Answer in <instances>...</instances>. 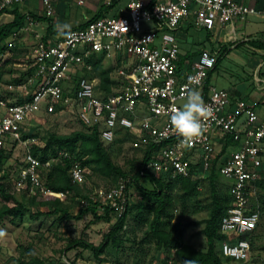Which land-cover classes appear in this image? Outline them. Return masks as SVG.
Wrapping results in <instances>:
<instances>
[{
  "label": "built area",
  "instance_id": "built-area-1",
  "mask_svg": "<svg viewBox=\"0 0 264 264\" xmlns=\"http://www.w3.org/2000/svg\"><path fill=\"white\" fill-rule=\"evenodd\" d=\"M24 1L0 0V13ZM74 1L85 5L91 0ZM41 2L45 16H52L51 1ZM103 5L110 7L111 0ZM248 16L264 17V3L258 7L240 0H128L124 8L116 7L111 14L90 19L63 34L37 36L31 73L7 86L8 92L18 97L0 98V154L8 141L24 148V167L12 180L13 188L63 201L69 195V191L55 192L44 185L41 170H48L56 158L40 163L32 154L36 138H23L21 134L23 124L42 103L52 107L62 101L76 108L80 123L96 127L104 146L114 143L121 130L139 133L146 145L156 147L145 165L146 171L156 177L169 173L194 179L192 159L196 157L208 169L216 144L226 145L230 139L229 154L219 167L220 175L230 181L229 207L220 220L221 238L216 247L223 257L248 261L250 237L260 220V201L252 197L254 184L264 172V117L241 101L235 110H228L230 96L226 89L209 86L204 92L218 50H201L193 61L180 63L177 40L182 26L214 33ZM99 59L113 62L114 83L108 94L99 91L97 77L75 76L78 70L91 72L92 61ZM191 89L199 92L207 111L201 116L200 135L188 141L176 133L169 115L186 100ZM58 157L71 159V183L84 186L86 167L66 151H59ZM128 183L120 177L114 184L89 190L87 199L76 200L83 208L95 205L99 214L107 209L116 220L129 205Z\"/></svg>",
  "mask_w": 264,
  "mask_h": 264
},
{
  "label": "rangeland",
  "instance_id": "rangeland-1",
  "mask_svg": "<svg viewBox=\"0 0 264 264\" xmlns=\"http://www.w3.org/2000/svg\"><path fill=\"white\" fill-rule=\"evenodd\" d=\"M50 1L54 3L56 0ZM60 2L67 8L64 14L63 27L81 25L83 14L89 11L88 8L76 4L74 0H60ZM126 2L127 0H121L118 7L124 8ZM19 7L22 11H28L25 15L29 16V19L26 18L21 29L15 31L8 38L0 40V47L3 48V51L0 52V98L13 99L18 97L15 93L8 92L7 86L16 84L29 74L32 51L38 41L36 35L46 34V29L44 30L45 23L47 24V20L53 19L55 16L54 11L52 16H45L40 0H25V4ZM8 12H11V10H8ZM8 12L0 14V16L2 15L0 26L13 19L11 13H9L11 16H7ZM32 12L35 14L40 12L44 15V20L36 26H34L36 19L32 17ZM92 12L90 11V13ZM107 13L111 14L112 11L105 14ZM256 19L264 21L261 18ZM230 30L231 27L227 25L225 29L218 31L220 32L221 41L216 43V47L214 46L215 51L218 50L217 58L223 48L228 49V46L233 44L236 48L242 44L240 39H235ZM228 32L231 36L222 35L228 34ZM183 34L178 39L181 51L193 48L196 51L211 48L208 45L209 38L204 31L189 28ZM234 48H229V50ZM242 49V47H239L232 50V54L228 58L220 61V66L213 75L214 84L216 83L219 87H227V83H237L242 76H245L239 67L242 65V61L235 59V53L245 56ZM102 66L113 71L111 60H102ZM89 73L78 70L75 76H85ZM112 77L115 78L114 75ZM184 102L180 101V106ZM40 106V110L23 124L21 132L25 137H35V144H42L49 134H69L85 128L78 120L76 108L68 107L62 101L56 102L52 107L44 106L43 103ZM146 147L147 145L139 136V133L132 132L130 134L123 130L118 132L114 143L105 146L114 165L122 168L129 175L137 171L144 157ZM222 150V146L217 143L214 148L215 157L212 162H209L208 169H204L202 164L198 163L196 157L192 159L193 166H195L194 178L199 179V186L185 198L187 206L183 214L180 213L181 192L178 189L173 191L174 203L171 210L173 211L175 208L177 211L172 212L174 222L172 221L171 225L164 226L165 231L170 230L181 245L190 246L198 251L206 250V240L202 229L204 220L209 213L206 207L211 200L208 176L212 166L215 168L216 175L213 182L215 194L220 198H227V186H229L230 181L220 175L219 167L228 156L229 148ZM23 156V145L7 142L0 162L1 182L5 184L6 194L14 197L17 201L23 202L28 211L15 219L10 217L0 219V264H35L30 261L33 255L42 264H164L167 260L174 259L175 250L173 247L168 245L159 247L156 240H148L147 232H149V229L147 224L139 223V219L136 218L139 212L138 206L142 204V199L133 184L128 186L130 200L126 223L123 230L116 234L115 241L109 242L104 252L97 257L88 249L72 245L77 240L91 242L94 245H99L103 241V236L110 230L115 219L110 218L109 222L97 220L91 213H85L80 219H77L76 217L83 207L78 205L76 198L85 195L88 190L95 191L104 188L114 183L118 177L114 174L103 176L94 173L90 168H86L85 190L80 188L78 195L72 193L71 199L67 202L62 201L60 208L62 212L49 215L47 212L51 208L40 206L37 203V200L39 201L43 197L34 196L36 204H33L31 200L34 194L17 191L12 186V180L24 167ZM41 173L45 174L46 170H41ZM141 185L146 189H152V185L147 180H142ZM252 198H257L260 201L262 210L257 228L251 237L252 251L250 258L246 262H238L232 258L222 256L223 264H264V189H255V195ZM4 206H13V201L5 200L0 195V209Z\"/></svg>",
  "mask_w": 264,
  "mask_h": 264
},
{
  "label": "trees",
  "instance_id": "trees-1",
  "mask_svg": "<svg viewBox=\"0 0 264 264\" xmlns=\"http://www.w3.org/2000/svg\"><path fill=\"white\" fill-rule=\"evenodd\" d=\"M110 7L104 10L102 6L100 10L96 13V15L91 18V20L103 16ZM4 12H8V10ZM4 12H1L0 14ZM10 13L13 15V19L10 22H7L0 26V40L8 38L15 31L21 29L27 17V15L19 13L17 8H13ZM32 17L36 19V15H32ZM68 30L69 29L61 31L55 30L53 21L48 19L45 36L63 34ZM2 51L3 48L0 47V52ZM226 53L227 49L223 48L215 62L213 70H211L208 74L205 85L210 74L215 70V68L218 66V64ZM183 61L184 58L180 60V63H183ZM111 71L112 69L108 70L103 68L102 59H99L96 61H92V71L85 76L97 77L100 81L99 91L104 94H108L111 92L112 84L114 83L111 80ZM204 90H206V86H204ZM23 138H25V136H23ZM231 144V140L228 139L226 145L222 146V151L227 149L228 146H230ZM155 149L156 147L154 145H147L146 150L144 152V157L142 158V161L139 164L137 171L132 175L126 174L122 170V168L114 165L108 151L99 140L98 130L96 127H85L82 130L73 131L69 134H49L42 144H34L32 146V154L40 161V163H44L50 158H56L55 161L50 165L49 169L46 170V173H42V180L45 186L49 187L55 192L69 191V195L64 200V202H67L69 199L72 198V193L78 195V193L80 192V188L85 190V187H80L71 183L69 177L71 159L63 157L59 158V151H66L70 156H75V158L80 161V163L84 167L90 168L94 173H98L103 176H109L114 174L118 178L122 177L128 179V185L133 184L142 199V204L138 206L139 212L137 213L136 218L139 219V223L143 225L147 224L149 229V232H147L148 240H156L157 245L159 247L162 245H168L174 248L175 253L174 259L171 260L172 264H183L184 259L192 260V264H223L222 255L218 252L216 247V241L221 238V234L219 232V225L221 218L226 214L227 209L229 207V196L228 194L227 198H220L216 196L213 184L216 177L214 166H212V168L210 169V174L208 176L211 188V200L206 207L209 213L208 217L204 220V226L202 229V233L206 240V250L198 251L190 246L181 245L179 241L175 239L170 230L165 231L164 226L171 225L172 221H174L172 212H174L176 209L174 208L173 211L171 210V208L173 209L174 203L173 191L175 189H178L181 192L180 213L183 214L187 206L185 198H187L192 192H194L198 188L200 183L199 179H192L191 176L172 177L169 173L162 174L156 177L147 172L145 169V165L152 157ZM4 151L5 149L1 151L0 162L2 160ZM194 167L195 166L191 165L192 172L195 169ZM142 180H147L152 185V189L149 190L142 187ZM254 186L256 189H264V172L262 173L261 179L256 181ZM89 192L90 191L88 190L87 193ZM87 193L85 194L86 196H78L77 198L87 199ZM0 195L5 200L13 201V206H4L0 209V219L4 217H10L11 219H15L17 217H21L28 211L23 202L17 201L14 197L6 194L5 184L1 182V177ZM34 196L37 195H33L31 203L36 204V198ZM62 201L63 200H60L55 196H47L41 198V200L39 199V201L37 200V203L40 206L50 207L51 210H49L47 214L53 215L58 212H62V210H60L63 203ZM76 202L79 204L77 200ZM128 207L124 214L115 220L114 224H112V226L110 227V230L103 236V241L99 245H94L91 242H84L81 240L74 241L72 245H77L88 249L92 251L96 257L101 255L104 252V249L107 247L108 243L115 241L116 234L119 233V231L123 230L124 225L126 223ZM261 210L262 208L260 207V215ZM85 213H91L97 220H104L106 222H109L111 218L108 214L107 209L103 214H99L96 210L95 205L93 204L88 205L87 207L80 210L76 218L80 219ZM149 217H151L150 220ZM172 242H174V244H172ZM30 261L35 264H42V262L37 259L34 255L31 257ZM165 263L166 262H164V264Z\"/></svg>",
  "mask_w": 264,
  "mask_h": 264
},
{
  "label": "crops",
  "instance_id": "crops-1",
  "mask_svg": "<svg viewBox=\"0 0 264 264\" xmlns=\"http://www.w3.org/2000/svg\"><path fill=\"white\" fill-rule=\"evenodd\" d=\"M99 1L100 0H91L84 5L85 7L88 8L89 11L83 14V21L81 25L84 24L86 21L90 20L91 18H93L102 6L104 10L107 8L103 4L104 2L109 0H103L101 3ZM120 1L121 0H116V1L111 0V7L113 9H108L107 12L109 11L113 12V10L120 5ZM240 1L244 2L245 4L256 5L258 7L262 6L264 3V0H240ZM24 4L25 1L21 5ZM19 6L14 7L17 8L19 13L21 14L28 13V11L26 12L22 11ZM52 6L55 16L53 17V19L50 20L53 21L55 30L61 31L63 29L67 30V29L75 28V27H68V28L63 27L62 24H63L64 14L67 8L62 5L60 0H56L54 3H52ZM90 11L93 12L90 13ZM9 13L10 12H8L7 16H11ZM31 14L36 15L34 26L40 24L41 21L44 20V15L40 12H37V14L32 12ZM0 17H2V15ZM256 18L264 19V17H259V16H248L244 19L235 20L232 24L229 25L231 27L230 31L233 33V36H235V39L236 38L240 39V42L242 44L236 48H234L235 44H233L232 46L229 45L227 49V53L222 58V59L228 58L229 55L232 54V50L242 47L243 52H245V56L239 53H235V59L242 61V65L239 67L242 70L241 72L245 76H242L241 80L238 81L237 83L225 82L227 83V87L217 86L216 83L215 84L213 83V75L218 70L221 63L220 62L218 66L215 68V70L210 74L207 83L205 85L206 90H204V92L207 91V88L209 86H213L218 89H226L228 90L230 96V105L228 107V110L230 111L235 110L236 103L241 101L244 102V104L247 107L254 109L259 117H264V21L257 20ZM46 28H47V24L45 23L44 30ZM189 28L195 29L192 26H188V27L182 26L177 32V40L180 39L181 35H184L183 34L184 31L185 32L188 31ZM225 28L226 26L219 27L214 31V33H208L204 31L206 36L209 38L208 45H210L211 48H206L202 50L215 51L214 46L216 47L217 45L216 43H219V41H221L220 40L221 36L219 37L220 32L218 31ZM197 31H203V30H197ZM222 35L231 36L229 32L228 34H222ZM37 36L39 37L45 36V33L43 35L37 34L36 37ZM179 48H180V44H179ZM229 48H234V49L229 50ZM193 49H185L182 51L180 50V54H181L180 60L184 58L186 62L193 61L201 51V50L196 51ZM217 79L220 80L219 77H217Z\"/></svg>",
  "mask_w": 264,
  "mask_h": 264
},
{
  "label": "clouds",
  "instance_id": "clouds-1",
  "mask_svg": "<svg viewBox=\"0 0 264 264\" xmlns=\"http://www.w3.org/2000/svg\"><path fill=\"white\" fill-rule=\"evenodd\" d=\"M206 111L199 92L191 89L186 93V100L182 106L173 108L169 115V121L179 136L190 141L200 135L202 131L201 116ZM183 264H192V260L184 259Z\"/></svg>",
  "mask_w": 264,
  "mask_h": 264
}]
</instances>
